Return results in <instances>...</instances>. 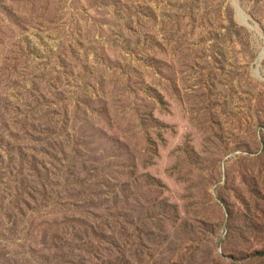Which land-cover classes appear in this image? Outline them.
<instances>
[{
  "label": "rangeland",
  "instance_id": "obj_1",
  "mask_svg": "<svg viewBox=\"0 0 264 264\" xmlns=\"http://www.w3.org/2000/svg\"><path fill=\"white\" fill-rule=\"evenodd\" d=\"M0 264H264V0H0Z\"/></svg>",
  "mask_w": 264,
  "mask_h": 264
}]
</instances>
